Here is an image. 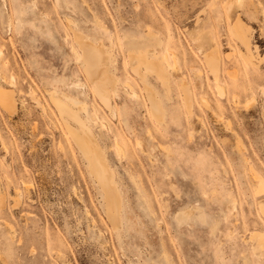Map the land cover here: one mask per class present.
<instances>
[{
    "label": "rangeland",
    "instance_id": "374dc122",
    "mask_svg": "<svg viewBox=\"0 0 264 264\" xmlns=\"http://www.w3.org/2000/svg\"><path fill=\"white\" fill-rule=\"evenodd\" d=\"M75 31L113 52L110 105L83 75ZM216 43L218 83L204 58ZM147 48L172 66L168 89L148 76L161 124L126 64ZM0 90L13 103L0 102V264H264L252 237L264 235V0H0ZM53 93L85 106L121 195L116 227Z\"/></svg>",
    "mask_w": 264,
    "mask_h": 264
},
{
    "label": "bare ground",
    "instance_id": "6f19581e",
    "mask_svg": "<svg viewBox=\"0 0 264 264\" xmlns=\"http://www.w3.org/2000/svg\"><path fill=\"white\" fill-rule=\"evenodd\" d=\"M68 24L71 25V22H68ZM103 27L104 26H102V29ZM231 30L233 32V35L237 36L244 46L245 51H243L244 53L241 54L244 64L257 65L256 63L257 55H255V51L253 50L249 36L247 35L248 31H245L243 25H241L238 21L234 22V24L231 27ZM73 41H75L73 42L74 45L76 43V45L80 49V51H78V49L77 50L75 49L76 47L73 48V50H75L78 63L83 68V69L81 68L84 72L83 75H85V77L89 80L93 88L94 94H97V96L100 98V100L103 103L110 105L108 101V99L110 98L109 94L111 92H116L119 82V79L115 73L118 67H116L117 65H115V57L113 55V52L109 48L104 47V45L99 41L92 40L87 36L84 37L80 36L78 33H76V31L74 32ZM216 45L217 43L214 44L213 48L209 52L207 50L204 53V58L207 67L209 68V71L213 75L215 81L218 83L219 72H220L219 66L221 59H220L219 50ZM156 54L157 52L155 51L154 48L139 49L137 51L131 49L127 52L126 64H129L128 67L130 66L131 74L139 80L145 92L151 115L153 116L154 120L157 123L161 124V122L163 121V115H162L163 109L159 101V98L156 96L155 91L153 90L149 82L148 76L150 75L155 76L159 80L161 85L165 89H168V79H169L168 68L169 67L171 68L172 66L170 63L164 65L163 61H167V55H162L161 58H159L158 54L157 55ZM129 83L128 81H126V84ZM75 86H77V83L75 84ZM129 86H131V84H129ZM180 87L182 89L187 108H189L191 106V96H190L191 91L188 90L189 86L187 87L184 81H182ZM223 88L224 87H222L220 84L217 85V91L220 94V96L224 94ZM126 92L130 96V98L135 97V93L133 91L126 90ZM50 97H51V101L54 103L63 121L62 123L64 125L67 134L74 141L75 145L79 147L82 153L81 155L84 156V159L88 164V168H87L88 171H90L91 175L96 179V182L98 183L104 197L103 201H105L108 218L112 223V225L116 227V225L119 223L121 219L120 218L121 195L118 192L119 190L115 185L116 182L113 173L114 171L111 170V168L108 165L109 163H107L106 161L107 158H105L103 152H101L102 151L100 149L101 147L98 146L99 143L96 142L97 140L94 138L93 131L90 129L89 124H87L86 120L80 115L81 114L80 110H82L84 105L82 106L78 103L82 108L79 107L77 104L76 106L79 108L78 110H76L74 108L76 106L73 107L70 106L71 103L69 104V102L71 101L70 99H68V96L65 95L61 96L58 95L57 93L56 94L53 93L50 94ZM71 100L74 103V100L73 99ZM202 100L203 103H205V100L204 99ZM0 102L2 103V105H4L7 108L6 110H10L13 108V103L9 101V99H7L6 96H4V93L1 90H0ZM72 123L75 124L76 127H74ZM115 146H116L115 148L117 154L126 155L128 153V149L124 148L125 146L122 147L119 144H116ZM256 190L263 191L264 193V183L260 179ZM3 205H4V198L0 196V207H3ZM262 210L264 211V207L262 208ZM182 211L183 212L180 211V213L177 212L178 214H176L175 216L181 221L183 219L189 220L188 217L192 214V211H185V212L184 210ZM190 217H192V215ZM177 222L179 223L180 221ZM252 237L257 239L258 247L264 248L263 234L255 233Z\"/></svg>",
    "mask_w": 264,
    "mask_h": 264
}]
</instances>
